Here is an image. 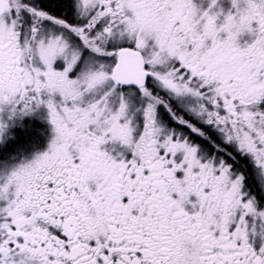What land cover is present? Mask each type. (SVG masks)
<instances>
[{
  "label": "flooded vegetation",
  "instance_id": "1",
  "mask_svg": "<svg viewBox=\"0 0 264 264\" xmlns=\"http://www.w3.org/2000/svg\"><path fill=\"white\" fill-rule=\"evenodd\" d=\"M253 3L225 33L224 0H0V160L25 166L0 261L264 264V0ZM136 21L135 38L116 35ZM102 22L116 31L107 43ZM121 49L142 67L114 75ZM63 53L73 67L59 75Z\"/></svg>",
  "mask_w": 264,
  "mask_h": 264
},
{
  "label": "rangeland",
  "instance_id": "2",
  "mask_svg": "<svg viewBox=\"0 0 264 264\" xmlns=\"http://www.w3.org/2000/svg\"><path fill=\"white\" fill-rule=\"evenodd\" d=\"M206 3V2H203ZM227 5H226V4ZM225 6H223L222 9V23L221 26L225 27V33L230 31L232 28H240L242 25H244L247 21V18L251 16V13L253 12V9L255 8L256 4L253 3V0H237V3L233 1L231 2L233 8L229 6V0H224ZM221 21V19H220ZM104 22V21H103ZM101 23L99 31L97 32V37L98 39L103 38L101 42L107 43V37L112 36L116 31L113 32V34L107 35L104 31V27H106V23ZM135 29V31L138 33L139 30L143 28L141 21H136V22H130V23H125L124 25V31L123 32H116V35L123 39H133L136 36H133V34L130 33H125L126 29ZM222 29V28H221ZM252 29V28H251ZM249 28V36L250 38H255L256 34L253 33ZM135 33V34H137ZM114 43V42H112ZM66 49L62 48V51ZM48 54L51 55L53 52L52 46L48 47ZM64 56L62 58L63 62H60L61 65V72L59 75H63L64 73L68 72L70 69H72L73 64L72 62L74 61L73 58L70 57V54L68 53H63ZM101 60H105L102 58ZM2 63H0V67H2ZM105 62L100 63V66H97L95 68V73L96 76L103 78L105 73L107 72L105 67ZM89 62L85 63L83 68L79 70L78 76L80 75L81 77H87L91 73V70L89 68ZM105 70V71H104ZM80 73V74H79ZM0 129L3 130L5 129L4 126H0ZM24 164L23 162H20L15 159H2L0 160V236L1 233L3 232V228H5V222H4V217L6 216V213L9 212V204L13 201V198L15 197V190L20 184V176L21 173L24 170ZM2 255V254H1ZM2 256H0L1 258ZM36 264L32 261L27 260L23 256L19 257L16 261H0V264Z\"/></svg>",
  "mask_w": 264,
  "mask_h": 264
},
{
  "label": "water",
  "instance_id": "3",
  "mask_svg": "<svg viewBox=\"0 0 264 264\" xmlns=\"http://www.w3.org/2000/svg\"><path fill=\"white\" fill-rule=\"evenodd\" d=\"M3 8L0 9V12H2ZM135 66H141L142 67V58L141 55L138 52L129 51L126 49H121L118 52V59L116 67L114 68V75L120 73L121 69L126 67H133ZM137 69V68H136ZM115 80H118L115 78ZM126 84H129L128 82H125Z\"/></svg>",
  "mask_w": 264,
  "mask_h": 264
},
{
  "label": "trees",
  "instance_id": "4",
  "mask_svg": "<svg viewBox=\"0 0 264 264\" xmlns=\"http://www.w3.org/2000/svg\"><path fill=\"white\" fill-rule=\"evenodd\" d=\"M64 4H65V3H63V5H64ZM53 5H54V4H52V6H53ZM59 6H61V5L59 4ZM59 6H58V7H59Z\"/></svg>",
  "mask_w": 264,
  "mask_h": 264
},
{
  "label": "bare ground",
  "instance_id": "5",
  "mask_svg": "<svg viewBox=\"0 0 264 264\" xmlns=\"http://www.w3.org/2000/svg\"><path fill=\"white\" fill-rule=\"evenodd\" d=\"M68 21V20H67ZM72 24V23H71ZM71 24H70V26H71ZM88 43V42H87ZM219 44V43H218Z\"/></svg>",
  "mask_w": 264,
  "mask_h": 264
}]
</instances>
